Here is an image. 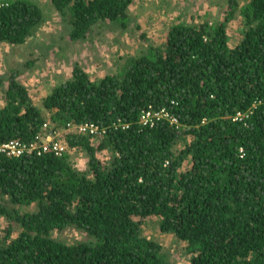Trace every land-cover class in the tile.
<instances>
[{
	"label": "trees",
	"instance_id": "16d2710c",
	"mask_svg": "<svg viewBox=\"0 0 264 264\" xmlns=\"http://www.w3.org/2000/svg\"><path fill=\"white\" fill-rule=\"evenodd\" d=\"M73 41L97 27L132 22L136 0H50ZM225 19L173 24L164 45L130 56L125 69L92 79L79 65L43 100H33L21 71L0 78V144L31 143L51 120L98 126L103 135L64 134L84 151L88 169L70 153L8 156L0 152V264H176L142 233L148 218L185 241L190 264H264V0H229ZM246 31L229 44L237 10ZM45 20L33 0L0 4V43L23 45ZM30 63L27 64V67ZM167 111L142 121L144 112ZM246 113L243 120H234ZM192 136L188 141L187 137ZM180 141L184 147L176 152ZM110 149V160L98 153ZM191 160L185 171L184 163ZM35 205L33 211L23 206ZM20 233L12 237V224ZM79 231L66 243L54 232Z\"/></svg>",
	"mask_w": 264,
	"mask_h": 264
},
{
	"label": "rangeland",
	"instance_id": "374dc122",
	"mask_svg": "<svg viewBox=\"0 0 264 264\" xmlns=\"http://www.w3.org/2000/svg\"><path fill=\"white\" fill-rule=\"evenodd\" d=\"M10 0H0L7 2ZM42 8L45 20L23 45L0 43V78L5 84L13 70L21 71V82L28 86L34 102L43 108L44 98L51 90L71 78L74 65L81 66L92 79H100L109 73H119L125 69L130 56L140 55L150 46L164 45L170 27L173 24L185 23L199 26L201 23L216 24L225 19L229 0H136L129 8L132 22L128 29L120 25H108L94 28L83 40L73 41L69 38V24L54 9L50 0H33ZM250 0H239L242 8ZM246 20L237 10L235 18L227 23L229 44L235 46L245 35ZM30 66L27 67V64ZM4 87L0 91V105ZM44 109V108H43ZM45 110V109H44ZM50 118L49 111H44ZM54 124V123H53ZM63 129V127H59ZM95 142L100 137H93ZM188 141L192 136L187 137ZM184 147L180 141L174 147L179 152ZM74 166L80 170L88 169V158L84 151L73 149L70 152ZM113 152L104 149L98 153L101 160H110ZM191 160L184 163L185 171ZM22 211H33L35 205L23 206ZM160 218L153 216L142 224L143 236L159 242L171 252L176 264H190L191 256L185 254L186 242L178 239L173 233L161 230ZM8 222L0 217V232L4 234ZM12 237L21 231L17 223L12 224ZM54 237L66 243L85 241V234L67 229L54 232Z\"/></svg>",
	"mask_w": 264,
	"mask_h": 264
},
{
	"label": "built area",
	"instance_id": "2783aa9c",
	"mask_svg": "<svg viewBox=\"0 0 264 264\" xmlns=\"http://www.w3.org/2000/svg\"><path fill=\"white\" fill-rule=\"evenodd\" d=\"M247 114L238 113L234 120H243ZM162 118L168 119L171 123L180 125L177 118L171 116L167 111L161 110L154 112L148 110L142 115V121L153 124ZM69 132H78L82 134H90L93 137L103 135V131L98 126L92 124H75L67 122L63 129L58 128L51 122L50 119L46 121L41 132L36 136V139L31 143H24L21 140L13 139L8 142L0 144V152L8 156H22L25 154H42L45 152H53L55 155L61 156L64 153H70L73 149L69 147L64 134Z\"/></svg>",
	"mask_w": 264,
	"mask_h": 264
},
{
	"label": "clouds",
	"instance_id": "9594fccd",
	"mask_svg": "<svg viewBox=\"0 0 264 264\" xmlns=\"http://www.w3.org/2000/svg\"><path fill=\"white\" fill-rule=\"evenodd\" d=\"M243 114H246V113H243ZM234 119V118H233Z\"/></svg>",
	"mask_w": 264,
	"mask_h": 264
}]
</instances>
